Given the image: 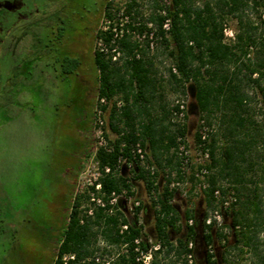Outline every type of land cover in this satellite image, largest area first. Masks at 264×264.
I'll use <instances>...</instances> for the list:
<instances>
[{"label":"trees","instance_id":"1","mask_svg":"<svg viewBox=\"0 0 264 264\" xmlns=\"http://www.w3.org/2000/svg\"><path fill=\"white\" fill-rule=\"evenodd\" d=\"M123 3V8L113 12V0H106L103 8L105 19L116 20V29H120L121 16L115 13L123 9L122 17L128 20L122 35L114 37L113 24L106 30L96 27L92 34V39H101L109 50L116 46L121 51L119 60L113 61L110 52L97 46L93 50L97 97L122 102L120 109L114 102L108 107L106 136V128L116 134L108 138L112 149H99L96 158L101 166L114 168L118 156H129L130 144L140 142L149 148L153 175L134 162L128 175L101 178L106 194L123 188L132 194L134 182L140 180L148 200L129 210L120 199L111 213L106 205L87 214L88 208L81 207L84 195L74 196L51 264H136V238L142 251L158 244L157 249H151L149 264H189L188 254L193 264H264V120L251 111L256 95L264 110V0H152V9L144 19L139 0ZM165 19H169L168 30L163 28ZM229 20L234 21L231 38L225 34ZM147 23L152 24L155 42L172 60L168 70L175 88L184 93L185 83L192 84L198 120L207 125L218 120V128L209 134L206 144L210 187L201 191V210L187 207L179 211L177 190L168 187L170 173L175 166L178 171V163L173 151L168 157L160 156L176 145L178 134L186 136V124L176 128L169 121L165 128L163 118L157 116L146 122L137 120L143 114L142 101L156 90L158 78L146 56V39L138 42L126 29L141 33L148 29ZM78 63L65 56L62 66L70 73ZM163 115L169 118L170 110ZM199 139L200 123L194 133L195 144ZM216 186L222 195L233 191L235 196L223 212L222 228L205 222L217 206L213 197ZM189 201L190 196L184 200L186 206Z\"/></svg>","mask_w":264,"mask_h":264},{"label":"rangeland","instance_id":"2","mask_svg":"<svg viewBox=\"0 0 264 264\" xmlns=\"http://www.w3.org/2000/svg\"><path fill=\"white\" fill-rule=\"evenodd\" d=\"M30 1L37 3L34 18L48 12L46 0H29V9ZM68 2L57 0L60 19L47 17L48 22L55 24L58 35L55 51L46 52L42 50L43 44L32 45L27 39L18 45L17 52H6L0 65V264H51L74 196L85 197L82 182L88 176L85 168L93 146L91 122L97 98L93 62L97 45L92 35L83 34V22L78 14L88 10L94 13L102 7L97 25L100 28L105 20L106 0H72L70 6ZM139 3L144 19L152 9V0H139ZM63 4L68 7L62 8ZM123 6V0H113L112 10ZM122 10L115 13L121 16L120 22L125 20ZM94 18V14L90 16L92 21ZM233 25L234 21L229 20L225 29L228 38L232 37L230 32L233 35ZM44 34L41 28V37ZM29 47L31 51H27ZM51 54L56 55L55 63ZM146 54H151L153 72L158 78L155 115L159 117V113L171 110L174 101L183 98L186 139L197 156L194 133L201 120H198L194 88L190 82L185 83L184 93L175 88L168 70L172 60L158 42L152 50L146 48ZM65 56L79 61L70 73L62 66ZM251 104L254 116L264 120L260 96L256 95ZM169 118L161 120L165 128L170 126ZM211 126L215 131L218 120L212 119ZM146 151L147 158L154 163L150 149L146 147ZM171 153L172 149L160 156L165 158ZM176 170L175 166L172 171ZM119 174L128 175V171L123 168ZM131 191L132 200L147 202L140 180L134 182ZM200 195L201 191L194 194L190 189L189 206H186L185 198L177 194L175 203L179 211L187 207L201 210ZM84 197L81 200L86 206ZM147 225L150 227V219Z\"/></svg>","mask_w":264,"mask_h":264},{"label":"built area","instance_id":"3","mask_svg":"<svg viewBox=\"0 0 264 264\" xmlns=\"http://www.w3.org/2000/svg\"><path fill=\"white\" fill-rule=\"evenodd\" d=\"M124 22H119L120 29H116V22L113 20L105 19L103 25L100 27L103 30L109 28L110 24H113L112 30L115 32V36H120L123 33V24L128 20V17H124ZM148 29L139 33L135 30L126 29V32L132 34L138 42H142L146 39L147 49L152 50L155 47V37L152 29V24H146ZM150 28V29H149ZM163 28L168 30L169 28V19H165L163 22ZM230 35L233 37L232 32ZM96 45L99 50L111 54V59L113 61L119 60L121 57V51L114 46L110 50L102 42L101 39L96 41ZM136 57H139V54L136 53ZM172 71L176 72V69L172 67ZM114 102L115 106L120 109L122 106L121 100L113 99L110 101L104 96L97 97L96 102L92 110V122H91V133L93 138V146L91 149V157L86 165V178H84L82 184L86 189L85 195L87 204L86 206L81 205V207L88 208L87 214H92L95 207L105 208L108 205V212H113L117 203L123 200L129 210H133L134 206L139 205V200H132V194H129L126 188L121 189L120 192L111 191L109 194H106L102 190L101 178L109 174H119L123 168H126L129 172L134 167V162L138 164L149 174L153 175L155 171V166L148 161L146 148L143 147L140 142H135L129 145V156L123 157L118 156L114 168L110 165L101 166L96 158V154L99 149L105 151H110L112 145L109 143V140L105 132V108L111 106ZM186 119V102L183 98L176 99L172 108L170 110L169 121L174 127L178 128L185 124ZM213 132L212 126L205 124L203 120L200 122V139L195 145V150L197 156H194L192 149L187 143L186 136L178 134L176 136V145L172 148V151L175 155V162L178 163V171H171L170 173V182L168 187L170 189L177 190V194L180 197L186 198L189 196V190L192 188V193L197 194V192L206 190L210 187V183L207 179L209 175V170L207 168V162L209 161V149L206 146L209 139V134ZM122 146H125L123 143ZM192 179H191V177ZM213 197L217 201V206L211 209L208 213L205 222L210 224L213 222L215 226L222 228L224 222L223 212L228 210L230 204L235 201V196L233 191H228L225 195H222L220 186H216L213 189ZM105 198V199H104ZM131 203V205L129 204ZM188 224H192V219L188 220ZM126 225L122 226V229H125ZM224 232H227V228L223 227ZM139 239H134L135 250L137 255L135 257L136 264H149L152 258V250L157 249L158 244H152L151 248L148 251H142L138 246ZM189 247L193 246V242L189 241ZM66 256L63 258L66 260ZM188 263L193 264L191 254L187 255Z\"/></svg>","mask_w":264,"mask_h":264},{"label":"flooded vegetation","instance_id":"4","mask_svg":"<svg viewBox=\"0 0 264 264\" xmlns=\"http://www.w3.org/2000/svg\"><path fill=\"white\" fill-rule=\"evenodd\" d=\"M29 0H0V65L3 62V55L6 52L15 53L17 52L18 45H23L24 40L29 39L32 45L39 44L42 45V50L46 52H53L56 50L55 43L58 40V35L56 34L55 24L48 22V16L52 15L53 17L60 19V14L57 0H46L48 8L47 13H43L42 17L34 18V10L37 9V3H31L30 9L28 6ZM68 6L72 0H68ZM66 5L63 4L62 8ZM66 6V7H68ZM51 7L53 9H51ZM91 13V10L85 11V14H78L79 18L83 22V34L92 35L94 29L98 25L100 9ZM104 8V5H103ZM94 14V21L90 19V16ZM36 27V28H35ZM43 28L45 34L43 37L40 35V30ZM45 38V40H43ZM36 45V46H37ZM27 51L32 49L26 48ZM78 53V52H77ZM53 56V62L55 63V56ZM18 67H22L20 64H17Z\"/></svg>","mask_w":264,"mask_h":264},{"label":"crops","instance_id":"5","mask_svg":"<svg viewBox=\"0 0 264 264\" xmlns=\"http://www.w3.org/2000/svg\"><path fill=\"white\" fill-rule=\"evenodd\" d=\"M146 56L150 58L151 54H146ZM151 61H153V58H151ZM157 94H158V92L156 90L154 92H148L147 93V100L142 101L143 114H142V116L138 117L137 120L139 119L142 122H146L147 119L150 118L151 116H156L154 103H155V98L158 97ZM116 97L118 98L119 94ZM117 100H119V99H117ZM108 112H109V108L106 109V114H105L106 119L108 118V115H109ZM158 115H159L158 118L164 119L163 114L159 113ZM106 131H107L108 138L113 139L116 136V134L114 132H112L111 130H109L108 128H106Z\"/></svg>","mask_w":264,"mask_h":264}]
</instances>
